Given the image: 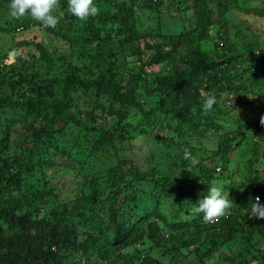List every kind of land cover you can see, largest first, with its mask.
<instances>
[{"label":"trees","instance_id":"16d2710c","mask_svg":"<svg viewBox=\"0 0 264 264\" xmlns=\"http://www.w3.org/2000/svg\"><path fill=\"white\" fill-rule=\"evenodd\" d=\"M94 3L100 13L86 22L59 20L61 47L23 40L0 51V264H67L68 255L72 264H207L222 249L235 250L228 264H264V219L250 217L253 198L264 204V46L238 26L230 33L226 16L264 7ZM65 10L60 0L57 12ZM32 27L43 29L28 16L11 18L9 0H0V30ZM230 110L242 113L235 130L224 123ZM21 124L29 142H20ZM240 151L231 215L205 223L196 204L213 180L234 181L227 158ZM63 161L86 180L99 176L75 208L48 186V171Z\"/></svg>","mask_w":264,"mask_h":264},{"label":"rangeland","instance_id":"374dc122","mask_svg":"<svg viewBox=\"0 0 264 264\" xmlns=\"http://www.w3.org/2000/svg\"><path fill=\"white\" fill-rule=\"evenodd\" d=\"M250 1V0H248ZM264 0H251V2L253 4H256L257 7H264V4L262 3ZM238 9L235 8L232 11H229L227 13V19H228V29L230 30V33L234 34L236 33V29L235 26H238V29H240V31H242L243 33H246L248 35H250L251 40L253 42H257L259 43V47H261V45L264 46V9H263V14H260V12H257L256 14H254L253 12L250 14H246L243 12H239L237 11ZM59 20H61L62 22H72V14L68 11L65 10L63 11V13L60 15L57 10L54 13ZM54 29V32H47L45 30V28L43 27H32L29 30L26 29H17L15 30L14 33H7L6 31L0 30V51L5 50L10 42L11 44L14 42H20L23 40H28V41H35V42H40L43 41L48 47L52 48L53 46H60V42L57 39V28H52V30ZM238 31V30H237ZM61 47V46H60ZM210 47L206 46V50H209ZM26 51H29L30 48L25 49ZM263 50V49H261ZM262 54L260 51V55L259 57L261 58ZM250 95V94H249ZM251 99H255L254 96L250 95ZM143 101V100H142ZM141 101V102H142ZM85 106V105H82ZM81 109V108H80ZM90 109V108H89ZM82 111V110H81ZM81 114H84L81 113ZM84 115H81L82 120L84 122L87 121V119L84 117ZM242 116L241 111H229L228 117L226 119V121L224 122L226 125L229 126L230 129H237V127L239 126V117ZM239 118V119H238ZM86 119V120H85ZM25 127L28 126L26 125V123L24 122ZM19 128L21 130L22 133H19V137H20V142H29L31 140V137L28 135V133H26V129H24V126L21 124L19 125ZM25 146V145H24ZM28 146V145H26ZM20 146H18L17 148H19ZM17 150V149H16ZM145 151V150H144ZM143 151V153H144ZM147 151V149H146ZM56 151H54L55 153ZM244 152H239V156H235L233 154H231L227 159L228 162L231 163V167L230 169H232L230 172H228L227 175H229L232 171L233 173V177H234V181L231 183L229 177L227 179L228 183L227 185L223 184V188L225 191H228V187L231 185V187H235L239 181H238V175L237 173L239 172H243V165L242 160H244ZM142 157V155H141ZM62 159H64V161L66 160V157H63ZM63 161V165L60 163V168L62 169H52L50 171H48V175L51 176L49 179H51V182L48 183V186L50 188H54L57 187L58 189H54V193H60V196L58 198L59 201L61 200H66L70 203L71 208H75L76 206H80L79 204L77 205V201L78 199H85L88 200L90 199L92 190L91 188H88V186L86 185V181L88 180L89 185L92 187V189L94 188V185L92 184L91 180H89L90 178H94V177H99L98 175H94L91 174L90 172H88V176L91 177L89 179L86 180L85 174L83 173L79 168L78 164H75L73 162L69 163L68 165L66 163H64ZM106 161H110L111 165L113 163H115V160L113 158V154H107L106 156ZM66 167L68 170H66ZM59 170V171H58ZM58 171V172H57ZM70 171V172H68ZM54 173V174H53ZM90 173V174H89ZM53 174V175H52ZM226 175V177H227ZM87 176V175H86ZM48 179V180H49ZM240 180H242V177L240 178ZM102 187H98V189H101ZM84 200V201H85ZM97 209H92L93 212L91 213H95L93 217L94 220L100 219V214L97 213V211H95ZM190 218V216H188ZM133 251L131 248H128L125 250L126 253H129ZM233 252H235V250L233 251L232 249H230L229 252H227L226 250L222 249L220 250L219 253L215 254L214 259H212L211 261H209L207 264H228V260H224L226 257H228V255H231ZM185 258L184 262H186L187 260H193L192 257L190 258H186L185 256H178V258ZM76 260V258L71 259L69 257V255L66 258L67 264H72V261ZM166 261V260H165Z\"/></svg>","mask_w":264,"mask_h":264},{"label":"clouds","instance_id":"9594fccd","mask_svg":"<svg viewBox=\"0 0 264 264\" xmlns=\"http://www.w3.org/2000/svg\"><path fill=\"white\" fill-rule=\"evenodd\" d=\"M68 11L82 22H86L90 17H96L100 13L99 7L94 0H67ZM60 7V0H9V16L19 20L25 16L42 25L44 28H55L59 19L54 14ZM260 55V51H256ZM215 104V98L208 97L202 106V110L209 112ZM260 124L264 126V116L260 117ZM211 135V132L208 133ZM183 159L191 158V152L188 148H182ZM215 174L222 172L221 166L214 168ZM251 203V218L264 219V204L260 202V197L256 196ZM194 211L202 213V219L205 223H218L220 219L231 215V209L235 206L229 199L228 191L223 186L213 180L208 188V194L197 202Z\"/></svg>","mask_w":264,"mask_h":264}]
</instances>
